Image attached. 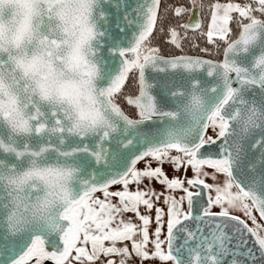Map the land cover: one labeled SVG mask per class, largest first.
Wrapping results in <instances>:
<instances>
[{
    "label": "snow or ice",
    "instance_id": "obj_1",
    "mask_svg": "<svg viewBox=\"0 0 264 264\" xmlns=\"http://www.w3.org/2000/svg\"><path fill=\"white\" fill-rule=\"evenodd\" d=\"M190 2L191 9L174 8L177 18L191 15L187 22H169L162 27L161 34L171 37L163 43L183 52L179 29L184 30V39H188L189 31H198L205 41L204 47L193 42L199 53H208L209 44H226L222 61L204 59L199 53L169 52L165 56L160 47L150 46L158 20L161 24L167 20L169 9L158 18L161 0L139 3L135 20L125 16L128 25L137 26L130 39L125 32L127 46H121L123 41L109 33L101 11L100 27L104 30L99 33L100 42L107 37V45L119 62L118 69L114 65L104 68L102 92L108 97L107 107L122 121L123 132L120 136L111 135L107 129L91 136L80 134L81 139L65 145L67 150L60 155L75 158L85 169L86 178L66 210L64 223L49 230L39 224L26 229L21 221L10 222L11 229L0 233V264H30L33 259L35 264H43L46 259L55 264H95L101 255L102 264H117L114 256L120 257L119 264H128L133 258L138 264L148 259L185 264L174 254L178 228L186 233L185 245L189 240L196 241L187 249L195 264H201V259L203 264H224L228 256L232 257L228 264H245V259L256 252L260 264H264V226L253 214L264 220V19L256 16H264V0L243 4L217 0L209 5L206 32L194 14L197 5L203 9L202 0ZM230 24L237 26L238 39L230 36ZM257 48L259 54L252 58ZM205 67L211 79H174L182 71ZM133 70H138L139 94L128 98L127 103L138 109V117L125 114L115 99ZM149 70L164 74L156 78V96L150 91L154 85L146 78ZM181 117L187 118L186 126L178 132L170 130L172 122H179ZM55 122L60 123L58 118ZM109 128L115 131L116 125ZM57 131L59 144H63L65 129ZM138 163L145 167L138 169ZM166 163L172 176L164 170ZM95 165L99 167L94 173H88L87 169ZM189 168L193 177L187 176ZM117 185L122 187L110 191V186ZM213 189L214 197L210 194ZM176 190L181 191L179 197L174 195ZM98 191L103 199L94 198L93 193ZM116 197L118 204L106 203ZM215 206L221 211H213ZM233 209L240 210L241 215L231 214ZM123 213L132 216L117 221L115 214ZM153 223L156 227L150 229ZM189 223H196L195 230L186 226ZM165 224L166 235L161 239ZM247 237L253 238L254 250L247 249ZM232 240L235 245L230 247ZM124 242H130V247ZM89 243L90 252L86 247Z\"/></svg>",
    "mask_w": 264,
    "mask_h": 264
},
{
    "label": "clouds",
    "instance_id": "obj_2",
    "mask_svg": "<svg viewBox=\"0 0 264 264\" xmlns=\"http://www.w3.org/2000/svg\"><path fill=\"white\" fill-rule=\"evenodd\" d=\"M100 5L0 0V222L6 230L16 221L26 229L63 224L84 176L83 166L60 152L80 134L123 132L102 92ZM186 124L181 117L170 130ZM185 264H195L193 256Z\"/></svg>",
    "mask_w": 264,
    "mask_h": 264
},
{
    "label": "water",
    "instance_id": "obj_3",
    "mask_svg": "<svg viewBox=\"0 0 264 264\" xmlns=\"http://www.w3.org/2000/svg\"><path fill=\"white\" fill-rule=\"evenodd\" d=\"M142 2H143V0H101V5H100L99 11H103L105 13V16L103 18L104 20L107 21V24L105 25V27L108 28L109 33L113 37H118L119 39H121L123 41L121 46H127V40L125 39V32L128 34L127 38L130 39L132 33L135 32L137 29V26L135 24L128 25L127 21L124 18L127 15V17L129 19L135 20L136 16H137L135 9L137 8V5L139 3H142ZM161 4H162V0H161ZM161 4L158 8V18H159V14H160V10H161ZM194 14H195V16H197L202 21L201 16H200L199 5H197L195 7ZM102 23H103V20H101L100 25ZM155 28H156V26L154 27V30H155ZM101 30H104V29L101 28ZM154 30H153V32H154ZM238 38H239V35L235 39H238ZM110 47H111L110 45H107V37H106L105 40L101 42L100 51H99V56L103 61L102 66L106 70L110 67V65H114L118 69L119 62L114 59V54L110 51ZM258 54H259V49L257 48L254 50L252 58H254V56L258 55ZM176 55H181V54H176ZM189 55H195V54H189ZM165 56H168V55H165ZM201 57L204 59L213 60L214 62H220L224 58V52H223L222 60H217V59L205 56V55H201ZM206 73H207L206 67L202 68V69L193 70L192 72L182 71L180 74L176 75L174 77V79L180 80L184 76H195V77L200 78V79H211V78L207 77ZM163 75H164L163 73L157 74L151 70L146 72V78H147L148 82L152 83L154 85V87L152 89H150L151 93L154 96H156V88H155L156 78L158 76H163ZM127 80H128V78H126L125 84H126ZM102 86H105V85H102ZM234 86H238V85H234ZM123 87H124V85L122 86V88ZM138 94H139V80H138V93L136 95H138ZM136 95L131 96L129 98H134ZM251 98L252 97L249 96V99H251ZM158 99H159V97L157 96V101H158ZM119 106L121 107L122 111L125 112V114L129 115L130 117H133L129 113H127L125 111V109L120 104H119ZM72 139L79 140L81 138H79V137L70 138L68 140V142L71 141ZM93 163H94V160H93ZM96 167H99V165H95L93 168L87 169V172L88 173H94ZM83 176L86 178L85 169H83ZM110 187H112V186H110ZM216 212H218V211H216ZM262 221L264 223V220H262ZM186 226L195 230L196 223H189ZM5 231H6V226L4 225L3 222H0V233H3ZM207 232H208V229L205 228V234H207ZM229 232L231 233V230H229ZM52 235H56V234H52ZM175 236H176V239L174 241V248L177 250L174 251V254L177 256H180L181 259L187 261L189 258V253H188L187 249L189 247H193L195 245L196 241L189 240L187 242V245H185L186 233L184 231L179 230V228L175 231ZM233 245H235V240H232L230 242L229 246L232 247ZM46 248H47V245H46ZM247 249L254 250V243H253L252 237H247ZM49 250L51 251L53 249H49ZM243 251H244L243 249L240 250L241 253H243ZM238 258L245 259V257L243 255H239V254H238ZM231 259H232L231 256L226 257L224 260V264H228V261H230ZM252 259L256 260V264H260L258 252H256L252 258L245 259V264H251Z\"/></svg>",
    "mask_w": 264,
    "mask_h": 264
},
{
    "label": "trees",
    "instance_id": "obj_4",
    "mask_svg": "<svg viewBox=\"0 0 264 264\" xmlns=\"http://www.w3.org/2000/svg\"><path fill=\"white\" fill-rule=\"evenodd\" d=\"M216 0H202L204 5L203 9H200V16L203 19V31H207V23L210 18V10L209 5L215 3ZM176 6H182L191 9L193 6L190 0H162L161 10L159 17H163L165 14V9H169L167 11V20H164L163 24H161L158 20L156 28L152 35L150 36V46L160 47L161 53L164 55H168L169 52L174 54H197L199 53V49L194 46L195 44H199L200 47L205 46L204 38L200 36L198 31H189L187 33L188 39H184L185 33L184 30L181 28L179 29L180 35L182 36L180 42L183 47V52L179 49H176L174 46L170 44L163 43L165 39L170 40L171 37L169 35H162L161 28L167 27L169 22L172 23H183L188 20L190 14L182 15L180 18H177L174 12V8ZM244 22H247L246 20ZM232 31L230 32V36L235 39L238 37V30L236 25H231ZM241 30V29H240ZM219 38H217L218 40ZM210 51L208 53H199L200 55H205L217 60H222L224 48L226 44L221 42L217 44H209L208 45ZM138 93V70H133L129 73L128 80L124 87L121 89L120 93L116 94V102L119 103L127 113L131 116L138 117V110L134 105H129L127 103V99L131 96H134Z\"/></svg>",
    "mask_w": 264,
    "mask_h": 264
},
{
    "label": "rangeland",
    "instance_id": "obj_5",
    "mask_svg": "<svg viewBox=\"0 0 264 264\" xmlns=\"http://www.w3.org/2000/svg\"><path fill=\"white\" fill-rule=\"evenodd\" d=\"M215 2H217V0L215 1ZM219 2H221V3H224V2H229V0H219ZM231 2H233V3H241V4H243V3H247L248 2V0H231ZM191 8H193V6L191 7ZM190 15H191V13H190ZM234 15H238V14H234ZM202 19V18H201ZM202 22H203V19H202ZM209 23H210V18H209V21H208V25H209ZM208 25H207V27H208ZM230 27H231V24H230ZM181 35H180V39H181ZM218 37H216L215 39H217ZM145 167V165L143 164V163H139L138 164V169H143ZM164 170L166 171V172H169V171H171V167H170V165L169 164H165L164 165ZM205 170L207 171L208 169H207V166H205ZM191 177H193V173H192V175H191ZM207 183H213V181L212 180H207L206 181ZM122 186H119V185H117V186H112V187H110V191H115V190H117V189H119V188H121ZM232 191L234 192L235 191V189H232ZM213 197L216 195V193H215V190L213 189L212 190V192L210 193ZM174 195L175 196H177V197H179L180 195H181V191L180 190H176L175 192H174ZM93 196H94V198H96V199H103V194H102V192H96V193H93ZM118 201H119V198L118 197H116V198H111L110 200H108V201H106V203H112V204H117L118 203ZM185 207H186V203H185ZM98 210V209H97ZM213 211H221V209L219 208V206H215L214 208H213ZM128 215H132L131 213H127ZM231 214H234V215H241V211L240 210H238V209H233V210H231ZM254 215H257V221H258V223H260L262 226H264V223H263V221L261 220V218L259 217V215L257 214V213H253ZM116 215V214H115ZM243 218V217H242ZM248 222V224L250 225V226H252V224H251V221L249 220V221H247ZM114 223V222H113ZM126 243H128V242H126ZM113 259H117L116 261H117V264H119V259H120V257L119 256H114V257H112ZM50 261H52V260H50V259H46L44 262H43V264H48ZM130 261V260H129ZM53 262V261H52ZM55 262V261H54ZM30 264H35V260L33 259L31 262H30Z\"/></svg>",
    "mask_w": 264,
    "mask_h": 264
},
{
    "label": "crops",
    "instance_id": "obj_6",
    "mask_svg": "<svg viewBox=\"0 0 264 264\" xmlns=\"http://www.w3.org/2000/svg\"><path fill=\"white\" fill-rule=\"evenodd\" d=\"M192 170L189 168L188 169V172H187V176L188 177H191V175H192ZM167 174L169 175V176H172L173 175V173H172V171H169V172H167ZM177 175H179V173H177ZM144 183L145 184H147V181H144ZM143 186V185H142ZM155 187L157 188V189H159L160 188V185L158 184V183H156L155 184ZM118 203H119V201H118ZM117 203V204H118ZM161 207H163V205L161 204L160 205ZM140 211L143 213L144 211H145V209L143 208V206H141V208H140ZM154 209H153V212H152V215L154 216ZM132 216V215H131ZM130 215H128L127 213H123V214H116V217H117V221L119 220V219H121V218H123V219H125V220H127V219H129L130 217H131ZM165 220H166V217H165ZM117 221H114V223H113V227L116 225V222ZM156 227V225L153 223L151 226H150V229H154ZM166 235V224H165V226H164V229H163V232H162V236H161V239H164V236ZM152 238V236H151V233H150V239ZM124 243H126V242H124ZM126 244H128V246L130 247V242H128V243H126ZM83 246V245H82ZM105 246H110V242H105ZM117 246H121V243L120 242H118V244H117ZM87 249H88V251L90 252L91 251V244L89 243L87 246ZM163 248H164V250H165V252L167 251V245L165 244L164 246H163ZM149 249L150 250H152V246L151 245H149ZM75 256V253L73 252V257ZM102 260H103V256L101 255V258L100 259H98L97 261H95V264H102ZM115 260H117V259H115ZM48 264H55V262L53 261H50ZM73 264H76V262L75 261H73ZM85 264H87V261H85ZM128 264H138V261L135 259V258H133L132 260H130V261H128ZM142 264H173V261H160V260H158V259H148V260H144V261H142Z\"/></svg>",
    "mask_w": 264,
    "mask_h": 264
},
{
    "label": "flooded vegetation",
    "instance_id": "obj_7",
    "mask_svg": "<svg viewBox=\"0 0 264 264\" xmlns=\"http://www.w3.org/2000/svg\"><path fill=\"white\" fill-rule=\"evenodd\" d=\"M258 19H264V16H261L259 13H256Z\"/></svg>",
    "mask_w": 264,
    "mask_h": 264
}]
</instances>
